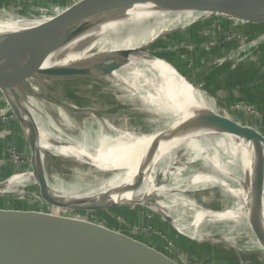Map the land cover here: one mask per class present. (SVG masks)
<instances>
[{
    "label": "bare ground",
    "instance_id": "6f19581e",
    "mask_svg": "<svg viewBox=\"0 0 264 264\" xmlns=\"http://www.w3.org/2000/svg\"><path fill=\"white\" fill-rule=\"evenodd\" d=\"M211 6L212 1L209 0H165L158 19L157 32L173 30L174 26L181 22L184 25L191 24L209 13L208 9ZM136 13L137 6L134 4L123 7L113 21L100 30L78 39L69 37L75 44L71 46L78 45L84 48L112 46L113 37L123 27L128 26V23L135 21L138 17ZM37 24L26 17L9 16L4 21L0 19V31L24 29ZM159 56L154 49L153 52L143 51L133 55L109 74L113 80L124 83L130 90L129 93L138 98L143 109L149 112L146 129H139L134 125L115 126L98 110L91 108L78 110L73 103L62 98L55 86L47 80L49 77H90L92 75L90 70L47 72L32 69L27 73L20 66H15L10 71L7 67H0V81L8 77L21 98L25 96V91L9 76L10 73L13 71L32 84L33 98L29 114L37 125V136L44 153L87 160L96 171L109 172L105 177L80 180L69 185L49 176L50 188L56 197L71 202L82 200L93 205L108 206L115 203L127 205L148 203L146 196L152 193L156 196L165 194V190L180 187L185 179L187 181V178H181L180 174L196 172L190 178L188 188L192 187V191L219 188L225 196L234 198L235 202L227 209L212 210L203 208L184 196H174L171 199L172 205L160 202L155 211H162L168 206L174 207L176 214L172 223L182 234L195 240L200 238L204 224L224 225L231 230L245 232L251 226L249 219L257 223L254 206L258 193L264 192V154L236 142L228 135L215 137L192 133L193 122H196L198 116L231 117L226 116V111L221 105L216 107L214 100L207 96L209 92L197 89L190 78H184L177 73L165 60L166 57ZM11 88L4 84L3 80V90L11 93ZM45 98L58 100L61 111L65 114L74 112L82 116L91 115L89 123L79 126L77 138L64 132L52 112L44 106ZM122 155L123 158H128V162L121 157ZM144 160L146 163L141 167ZM155 163L157 166L154 169ZM174 170L177 174V185H168ZM21 177L23 176L11 177L3 186V192L9 191L17 183H22ZM124 187L125 190L119 193V189ZM186 208L189 209V213L193 212L191 223L187 222V214L184 212ZM5 233L12 235L9 231ZM45 239V237L30 239L27 246L50 255L51 248H58L60 253H65L67 247L77 246L80 249L78 257L53 255L56 257L55 262L40 257L29 259L47 264H97L100 259L99 247L85 238L67 236L53 241ZM110 256L112 259L117 257L114 254Z\"/></svg>",
    "mask_w": 264,
    "mask_h": 264
},
{
    "label": "water",
    "instance_id": "95a60500",
    "mask_svg": "<svg viewBox=\"0 0 264 264\" xmlns=\"http://www.w3.org/2000/svg\"><path fill=\"white\" fill-rule=\"evenodd\" d=\"M211 13L238 14L245 18L264 22V0H209ZM165 0H93L73 8L55 20L40 26L26 27L18 30L0 31V67L13 70L20 66L25 72L32 69L60 72H82L90 70L92 75H109L121 67L133 55L143 51L153 52L155 44L162 38L163 32H157V23L164 7ZM137 6V18L128 23L112 39V46L105 48H84L71 46L69 37L74 30L86 35L100 30L104 25L113 21L116 14L130 5ZM3 19V17H0ZM160 57V56H159ZM165 59L174 67L178 74L187 78L173 64L176 58ZM91 75V76H92ZM25 91V96L17 94L11 80L2 78L0 90L7 98L12 112L19 121L25 133L31 150L32 177L40 186L41 197L45 202L62 208L97 212L117 208L120 203L112 206L94 204L88 201L71 202L56 197L49 184L46 153L41 149L37 134V125L31 117V99L33 87L24 77L15 72L10 75ZM72 78V77H64ZM55 78H48L51 80ZM4 84L11 88V93L3 91ZM194 134L202 136L228 135L238 143L264 154V134L254 126L238 119L225 118L219 115L210 117L198 116L193 122ZM51 156V155H48ZM61 156V155H60ZM88 162L87 160H83ZM8 182V181H7ZM3 183V186L7 184ZM261 185V182H260ZM257 186V185H256ZM1 187V186H0ZM259 185L257 189H259ZM2 188H0V191ZM125 190L119 189V193ZM251 191L253 187L251 186ZM8 192V191H7ZM254 206L256 224L249 219L252 229L259 235L264 244V192L258 193ZM250 216V215H249ZM172 223V219L168 217ZM58 219V218H57ZM54 219L49 215L25 213L10 209H0V264H47L29 259L40 257L49 262H55V256H77L79 248L67 247L65 253L58 248H51L50 254L41 253L27 246L30 239L45 237V241H53L62 237H81L97 245L100 249L97 264H170L155 250L148 246L139 245L129 235L103 225L76 222L66 218ZM253 222V223H252ZM179 230V229H178ZM9 231L12 235H7ZM69 248L73 249L69 254ZM110 254H114V259ZM55 255V256H53ZM27 256V257H26ZM164 259V261L162 259Z\"/></svg>",
    "mask_w": 264,
    "mask_h": 264
},
{
    "label": "rangeland",
    "instance_id": "374dc122",
    "mask_svg": "<svg viewBox=\"0 0 264 264\" xmlns=\"http://www.w3.org/2000/svg\"><path fill=\"white\" fill-rule=\"evenodd\" d=\"M92 1L93 0H0V17H3V19L1 20L4 21L6 20V17L8 18L9 16L18 15V17H26L27 20L38 23L36 26H40L46 22L55 20L64 13L72 11L76 6L83 5L84 3H90ZM211 16H213V13L209 12L196 21L192 22L191 24L184 25V23L181 22V24L174 26L175 28L173 30L171 29L172 31L169 29L163 31L162 38L155 44L153 48L157 56H168L171 58V60H174L173 58H176L178 62L177 64H180L182 67L180 65L179 66L183 68V70H189V68L186 66L187 60H182V58L179 57L178 54L180 51V41H182V38H178V32L189 29L188 27L196 24L197 21L204 20L205 18H209ZM182 24L184 26H182ZM71 32L72 35L74 34V36H77L79 38L84 36L82 32L78 33L74 30H72ZM186 33L189 36V33ZM188 36L186 37L187 39L189 38ZM203 59L204 62L202 61L200 70H197L195 73H190V75H187L186 77L190 78L197 89L204 90L207 93L209 92L207 96L214 100L213 102L215 103L216 107H220V105L222 106V108L226 111L227 117L235 116L238 111L240 114L238 116L236 115V117L240 122H246L247 120V122L251 126H254L255 121L257 120L256 115H247L243 112L244 107L247 108L249 106H247L245 103L239 104V100H232L228 105L229 107H225L222 105L223 103H219V99L215 94L210 93L212 91L208 89L207 83L205 81L206 78L204 77L206 76V74H208L206 73L208 69H210H207L205 64L210 62L212 57L206 56ZM188 60L189 64L191 63L190 66H192V58ZM214 68L215 67H213V69ZM203 73L205 74V76L203 75ZM48 82L55 86L57 92H59L62 98H65L66 100L73 103V106L78 110H80V108H91L94 110H98L103 113L104 116L115 126H119V124H122L124 126L134 125L139 129L148 128V118L150 117L149 112L143 109V106L139 102L138 98L129 93L130 90L127 89L124 83H119L118 81L113 80L112 78H110V75L100 76L94 74L90 77L88 76L85 78H55L53 80H48ZM3 97H5V103L8 102L6 96L0 90V100H3ZM237 105L242 109L238 110ZM44 106H46V108H48L52 112L55 119L57 120V123L62 127L64 132H67V134L69 133L71 137L77 138L79 136V126L85 123H89V117L91 115L82 116L74 112L65 114V112L61 111V105L56 99L54 100L45 98ZM10 112L5 111L3 113L4 115H11L12 113L13 115V112ZM50 132L51 134L56 135V133H53L52 131ZM12 150L14 149L11 148L10 153L15 159L23 160V155L18 153L17 150ZM123 156L124 155H122L121 157L123 158ZM26 159L25 162L27 161ZM46 159L47 171L50 177H52L53 179L57 178L60 180H64L68 185L74 184L80 180L87 181L94 180L95 177H105L107 173H109L108 171H96L94 167L91 166L90 162L77 160L75 158L67 156L46 155ZM123 159L128 162L127 157ZM138 163L139 161L136 162V164ZM145 163L146 160L143 161L141 167H143ZM156 166L157 163H155L154 169ZM173 173L174 174L172 175L171 180H169L170 182L168 183V185H177V174L175 170L173 171ZM195 173L196 172H192L191 174H180V177H186L187 181L185 179L180 187L177 186V188L173 187L168 191L165 190V194L156 196L154 193H152L146 196V200L148 201V203L143 202L131 205L120 204L118 208L110 209V211L107 213L115 215L111 219H109L105 216L106 212L103 213L101 216L103 219L102 223L105 227L111 230H117L120 233H128L129 231H131L129 233L130 235H132V233L143 235V240L145 242H151L154 246H158L160 245L159 240L162 238L168 241L171 240V238L169 237L171 231L169 230L168 232L167 229L169 228L167 227L164 229L163 223L167 221V223L171 225V229L175 228V225L168 221L167 218L168 216L173 220L175 219L176 209L174 207H169L170 205H172L171 199L174 196H184L196 202L199 206L212 210L227 209L235 202L234 198L225 196V194H223L222 190L219 188L208 190L199 189L196 191H192V187L188 188L187 186L190 183V178H192V175ZM22 190L25 191L27 189L25 188ZM23 196L24 193H22L21 189L20 192L15 195L16 198L20 199H22ZM160 198L162 200H160ZM36 200L41 201V203H38L41 205V211L38 212V214L42 216L49 215L52 216V218L54 217V219L58 218L57 220L66 218L76 222H84L89 224L92 223L89 217H84L85 214H81L82 216H78L76 214L73 215L71 213L64 211L62 212L59 210L45 211L48 208L44 209L46 208L43 204L44 201L40 200L39 198H36ZM160 202L167 203L169 205L168 208H165L164 210L159 212L155 211V207L158 206ZM12 203H17L15 204V207H24L27 205V201ZM12 203L9 204L11 205ZM182 210L183 209H181V212ZM188 210L189 209L186 208L184 212L187 214V222L191 223L193 221V212L189 213ZM119 212L120 214H118ZM124 216H129V221L128 218H125ZM115 222L120 223L121 227H117ZM249 224L251 223L249 222ZM247 230H253L252 225L248 229H246L245 232H239L238 230H231L224 225L216 224V226H207L206 224H204V226H202L200 238L198 237L196 240H192L191 238L190 242H188L185 238L179 236L173 231L172 236H174L175 241L173 242L171 240L172 242H168V245L162 244V248L164 254L169 253L175 257L185 256L186 258L183 257V259H187V264H257L254 257L255 255L252 254L256 253L258 258L261 256L257 254H261V251L255 250L260 249L259 247H257L258 244H256V240L254 239L256 232L252 233L250 231L248 232ZM196 245L198 246V254L193 253L192 251L196 250ZM184 248L189 249V252L186 253L185 250H182ZM72 250L73 249L69 248L70 252L68 253L72 254ZM183 251L184 254L182 255Z\"/></svg>",
    "mask_w": 264,
    "mask_h": 264
},
{
    "label": "crops",
    "instance_id": "0c3cea01",
    "mask_svg": "<svg viewBox=\"0 0 264 264\" xmlns=\"http://www.w3.org/2000/svg\"><path fill=\"white\" fill-rule=\"evenodd\" d=\"M188 28L189 29L178 32V38H182L178 54L182 60H187L186 66L189 68V70H183L182 68L183 73L190 75V73H195L197 70L199 71L202 61L204 62L203 58L206 56L212 57L211 61L205 64L207 69L210 68L206 72L208 74L205 76L203 73L205 76L204 78H206L205 81L208 89L218 97L219 103H223L222 105L225 107H227L232 100H239L256 111L257 120L255 121L254 127L264 134V41L248 48L245 52H241L238 49V46L242 43L241 36L243 34L252 36L264 35V22L251 20L238 14L227 15L224 13H213V16L197 21L196 24ZM186 32L189 33V36ZM187 36L189 37L188 39L186 38ZM191 58L193 61L192 66H190L191 63L189 64L188 60ZM175 62L178 63L177 60H175ZM213 67L215 68L213 69ZM10 110L11 108L7 102L5 103V101L3 102V100H0V188H2V191H0V209H12L25 213H38L41 211V205L38 204L39 202L41 203V201H37L36 198L42 201L44 200L41 197L39 184L32 178L33 167L30 146L22 126L16 119L14 113L12 115V110L11 112ZM5 111H9L11 115H4L3 112ZM239 114L240 113L237 111L236 115L238 116ZM236 115L233 116L234 119H238ZM11 148L14 149L12 151L17 150L18 153L23 155V160L15 159L10 153ZM25 159L27 160L26 162ZM17 175L23 176L21 177L22 183H17L12 189L10 188L8 191L9 193L3 192L2 183L7 182L11 177ZM57 181L61 183L65 182L60 179H57ZM25 188L27 190L23 191L22 189ZM20 189L22 193H24L22 199L15 197V195L20 192ZM25 201H27V205L24 207H15L17 203H12ZM9 203L12 204L10 205ZM43 204L46 207L44 209L48 208L45 211L59 210L78 216L85 214L84 217H89L95 225L104 226L101 217L103 213L106 212V215H104L109 219L115 215L107 213L110 209L97 212H85L58 207L48 204L45 201ZM118 214H120V212ZM124 217L128 218L129 221V216ZM115 224L117 227H121L120 223L115 222ZM163 224L164 229L167 227L169 228L167 231H171L169 237L173 242L175 241L174 236H172L173 231L190 242L191 238L186 237L176 229V227H172L173 229H171V225L167 223V221ZM130 232L131 231L128 233L125 232L124 234L129 235L133 240L138 242L139 245L148 246L152 251L155 250L158 254L162 255V258L168 260L170 264H187L185 256H183L185 257L183 259V257H175L169 253L164 254L162 244L168 245V242H172L171 240L168 241L163 238L159 240L158 238L160 245L154 246L151 242H145L143 240V235H138V233H132V235H130ZM254 239L260 248L255 250L261 251V254L257 253L261 256L258 258L256 253L252 254L255 255L254 257L257 264H264V244L262 240H260L258 234L254 236ZM182 250H185L186 253L189 252V249L184 248ZM197 250L198 246L196 250L192 251L198 254ZM183 254L184 251L182 252V255ZM164 259L162 260L164 261Z\"/></svg>",
    "mask_w": 264,
    "mask_h": 264
},
{
    "label": "built area",
    "instance_id": "2783aa9c",
    "mask_svg": "<svg viewBox=\"0 0 264 264\" xmlns=\"http://www.w3.org/2000/svg\"><path fill=\"white\" fill-rule=\"evenodd\" d=\"M241 41H242V43L238 46V49H239V51H241V52H245V51H247L248 50V48H251L252 46H254V45H257L258 43H262L263 41H264V35H261V36H252V35H245V34H243L242 36H241ZM239 102V104L240 103H242V102H240V101H238ZM234 108V107H233ZM237 108H238V110L239 109H242L240 106H238L237 105ZM243 112L245 113V114H254V115H256V111H254V110H252L250 107H247V108H245L244 107V110H243ZM246 123L248 124V125H250L248 122H247V120H246ZM18 158V157H17Z\"/></svg>",
    "mask_w": 264,
    "mask_h": 264
},
{
    "label": "trees",
    "instance_id": "16d2710c",
    "mask_svg": "<svg viewBox=\"0 0 264 264\" xmlns=\"http://www.w3.org/2000/svg\"><path fill=\"white\" fill-rule=\"evenodd\" d=\"M166 58L167 59H171L170 57H168V56H166ZM177 68H178V70L180 71V72H182L183 73V70H182V68L174 61V63H173ZM185 74V73H184Z\"/></svg>",
    "mask_w": 264,
    "mask_h": 264
}]
</instances>
